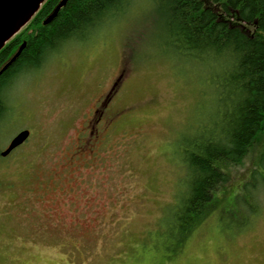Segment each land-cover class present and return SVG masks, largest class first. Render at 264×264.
<instances>
[{
    "label": "rangeland",
    "instance_id": "1",
    "mask_svg": "<svg viewBox=\"0 0 264 264\" xmlns=\"http://www.w3.org/2000/svg\"><path fill=\"white\" fill-rule=\"evenodd\" d=\"M162 36L152 1L132 0L89 40L18 78L0 128V264H264V188L252 187L264 186L253 172L259 143L230 168L221 207L179 252L168 249L188 188L177 149L206 126L213 90ZM23 130L28 140L2 157ZM239 194L258 212L232 204Z\"/></svg>",
    "mask_w": 264,
    "mask_h": 264
},
{
    "label": "trees",
    "instance_id": "2",
    "mask_svg": "<svg viewBox=\"0 0 264 264\" xmlns=\"http://www.w3.org/2000/svg\"><path fill=\"white\" fill-rule=\"evenodd\" d=\"M131 1L69 0L45 25L61 2L46 0L0 51L1 71L26 43L16 61L0 75V128L9 117V93L20 76L41 69L68 43L89 40L103 26L118 20ZM151 1L165 48L203 68L205 81L213 90L206 126L177 149L187 171L188 188L169 227L175 244L168 249L176 254L197 227L221 207L219 193L230 181V168L241 164L258 143L260 160L253 172H264V0ZM252 187L264 188L257 183ZM247 189L245 183L242 193ZM241 194L232 204L241 198L252 207L251 213H257L258 207L245 203Z\"/></svg>",
    "mask_w": 264,
    "mask_h": 264
},
{
    "label": "water",
    "instance_id": "3",
    "mask_svg": "<svg viewBox=\"0 0 264 264\" xmlns=\"http://www.w3.org/2000/svg\"><path fill=\"white\" fill-rule=\"evenodd\" d=\"M68 1L61 0L54 12L44 21V24L47 25L52 22ZM45 2L46 0H0V51L32 20ZM25 46L26 43L24 42L11 60L1 69L0 75L16 61ZM29 136V130L19 132L10 141L1 156L7 157L15 149L22 146Z\"/></svg>",
    "mask_w": 264,
    "mask_h": 264
},
{
    "label": "snow or ice",
    "instance_id": "4",
    "mask_svg": "<svg viewBox=\"0 0 264 264\" xmlns=\"http://www.w3.org/2000/svg\"><path fill=\"white\" fill-rule=\"evenodd\" d=\"M140 40V34L139 33H133L129 35L127 41H126V55H125V63H124V69L122 71V75L127 71V64L132 59L135 50L137 48V45Z\"/></svg>",
    "mask_w": 264,
    "mask_h": 264
},
{
    "label": "bare ground",
    "instance_id": "5",
    "mask_svg": "<svg viewBox=\"0 0 264 264\" xmlns=\"http://www.w3.org/2000/svg\"><path fill=\"white\" fill-rule=\"evenodd\" d=\"M4 67V66H3Z\"/></svg>",
    "mask_w": 264,
    "mask_h": 264
}]
</instances>
